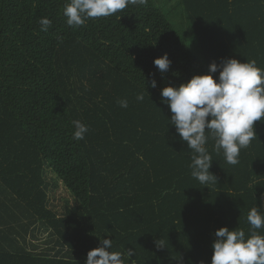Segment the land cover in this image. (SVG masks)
<instances>
[{
    "label": "trees",
    "instance_id": "trees-1",
    "mask_svg": "<svg viewBox=\"0 0 264 264\" xmlns=\"http://www.w3.org/2000/svg\"><path fill=\"white\" fill-rule=\"evenodd\" d=\"M69 2L0 0V264H85L103 238L124 264H211L217 229L248 238L249 210L264 212V120L236 165L206 130L204 185L160 93L228 58L264 69V0H148L79 27ZM60 187L75 201L63 215Z\"/></svg>",
    "mask_w": 264,
    "mask_h": 264
},
{
    "label": "clouds",
    "instance_id": "clouds-1",
    "mask_svg": "<svg viewBox=\"0 0 264 264\" xmlns=\"http://www.w3.org/2000/svg\"><path fill=\"white\" fill-rule=\"evenodd\" d=\"M148 0H70L63 8V15L69 27H79L90 18L109 17L124 10L129 5L146 6ZM41 31H47L51 20L39 19ZM157 69L166 72L171 64L168 55L155 58ZM219 71L218 79H214ZM153 79L151 87L155 88ZM161 97L172 113L170 124L175 126L180 139L192 150L191 175L201 184L207 185L217 180L209 171L212 156L205 147L208 136L215 141L214 150L223 151L225 162L239 163L240 150L247 148L256 138L254 122L264 120V69L256 62H244L234 58L212 62L208 73L194 75L187 82L177 86H166ZM143 101L144 95L136 96ZM122 108L128 107L126 99L119 100ZM210 117V119H209ZM73 139H84L87 126L80 120H73ZM251 225L246 238L242 228L229 230L221 227L215 231L212 244L211 264H264V235L256 230L264 228V212L252 207L247 214ZM157 243V241H156ZM112 239L103 238L100 246L87 253L85 264H124L122 253L112 252ZM158 247H164L160 242ZM128 258L135 256L134 249H127Z\"/></svg>",
    "mask_w": 264,
    "mask_h": 264
},
{
    "label": "rangeland",
    "instance_id": "rangeland-1",
    "mask_svg": "<svg viewBox=\"0 0 264 264\" xmlns=\"http://www.w3.org/2000/svg\"><path fill=\"white\" fill-rule=\"evenodd\" d=\"M51 174L54 175V173ZM51 174H48L50 178ZM74 202V198L71 194L66 192L62 187L53 190L51 195V208L56 214L63 215L65 213V208L73 207L75 205Z\"/></svg>",
    "mask_w": 264,
    "mask_h": 264
},
{
    "label": "bare ground",
    "instance_id": "bare-ground-1",
    "mask_svg": "<svg viewBox=\"0 0 264 264\" xmlns=\"http://www.w3.org/2000/svg\"><path fill=\"white\" fill-rule=\"evenodd\" d=\"M56 173V172H55ZM58 176V175H57Z\"/></svg>",
    "mask_w": 264,
    "mask_h": 264
}]
</instances>
